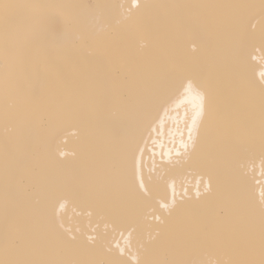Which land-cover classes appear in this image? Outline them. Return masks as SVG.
I'll list each match as a JSON object with an SVG mask.
<instances>
[{"label": "snow or ice", "instance_id": "obj_1", "mask_svg": "<svg viewBox=\"0 0 264 264\" xmlns=\"http://www.w3.org/2000/svg\"><path fill=\"white\" fill-rule=\"evenodd\" d=\"M91 19L110 21L126 43L155 33L159 51L138 66L144 75L114 79L104 93L47 114L13 111L23 95L20 77L38 75L37 63H46L50 51L95 37ZM0 57L6 128L0 264H264V188L257 194L246 180L257 154L264 168V0H0ZM181 93L194 96L199 110L176 155L199 152L201 179L179 200L175 182H165L169 200L128 161L142 152L159 110ZM76 202L127 231L125 246L66 227L63 211ZM143 224L154 225L147 239Z\"/></svg>", "mask_w": 264, "mask_h": 264}, {"label": "bare ground", "instance_id": "obj_2", "mask_svg": "<svg viewBox=\"0 0 264 264\" xmlns=\"http://www.w3.org/2000/svg\"><path fill=\"white\" fill-rule=\"evenodd\" d=\"M21 3H88L89 0H14ZM96 2V0H92ZM113 3H125L129 0H109ZM148 4H220L235 2H255L258 0H141ZM156 14L164 16L165 10H157ZM91 30L96 32L95 37L87 39L83 46L66 45L60 51H50L44 61H38V75L20 77L23 86V95L15 98L13 111H23L34 108L39 114H47L56 105L69 100L84 98L90 94L104 93L114 79L128 77L129 80L139 79L144 75L139 70L149 57L158 54V41L155 33L144 34L131 43L124 42L120 37V30L108 20L91 19L88 22ZM39 27L37 28V32ZM35 53L38 42L32 45ZM135 58V63L129 57ZM3 59L0 57V231H2L3 209V166H4V138L6 135L3 120ZM259 69H257L258 78ZM199 101L192 95L181 93L174 96L159 110L151 135L145 133L140 141L141 151L136 153L135 160L129 159L128 167L135 166L145 180L151 178L159 185L158 195L172 197L171 187L165 192V182H175L176 199L179 200L184 188L195 190L197 182L201 179V168L196 162L199 152L188 156L177 157L181 152V139L188 140V128L192 118L197 116ZM106 115L109 109H102ZM207 123V117H205ZM14 133H8L9 136ZM75 145L70 143L68 149ZM38 150L43 151L41 145ZM171 152V157L168 153ZM171 160V163H169ZM246 180L249 186L258 194L264 188V168L261 166L259 155L254 157V163L247 169ZM203 190V185H201ZM44 212L43 206L40 209ZM89 209L85 203H69L63 211V220L66 227L79 230L83 236L103 234L105 243L115 247L126 244L128 232L123 228H116L110 218H102L99 214H88ZM154 225L143 224L142 238L147 239ZM123 231V236L121 232ZM138 236L132 237L135 245Z\"/></svg>", "mask_w": 264, "mask_h": 264}]
</instances>
